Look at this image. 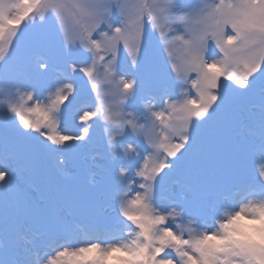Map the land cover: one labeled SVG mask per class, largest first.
Wrapping results in <instances>:
<instances>
[{
  "label": "snow or ice",
  "instance_id": "snow-or-ice-1",
  "mask_svg": "<svg viewBox=\"0 0 264 264\" xmlns=\"http://www.w3.org/2000/svg\"><path fill=\"white\" fill-rule=\"evenodd\" d=\"M0 264H264V0H0Z\"/></svg>",
  "mask_w": 264,
  "mask_h": 264
},
{
  "label": "rangeland",
  "instance_id": "rangeland-1",
  "mask_svg": "<svg viewBox=\"0 0 264 264\" xmlns=\"http://www.w3.org/2000/svg\"><path fill=\"white\" fill-rule=\"evenodd\" d=\"M244 223H249L248 221H244Z\"/></svg>",
  "mask_w": 264,
  "mask_h": 264
}]
</instances>
